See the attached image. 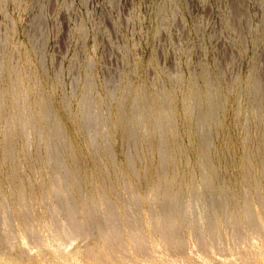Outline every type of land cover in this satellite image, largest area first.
<instances>
[{"label":"rangeland","instance_id":"obj_1","mask_svg":"<svg viewBox=\"0 0 264 264\" xmlns=\"http://www.w3.org/2000/svg\"><path fill=\"white\" fill-rule=\"evenodd\" d=\"M256 73L264 0H0V264H264Z\"/></svg>","mask_w":264,"mask_h":264},{"label":"bare ground","instance_id":"obj_2","mask_svg":"<svg viewBox=\"0 0 264 264\" xmlns=\"http://www.w3.org/2000/svg\"><path fill=\"white\" fill-rule=\"evenodd\" d=\"M232 10H233L234 23L235 22L236 23H241V20L244 18L245 13H242V8L240 7V5L239 4L233 5ZM235 26H236V24H235ZM221 71H222V69H221ZM207 82H208V84H207L208 85V89H207V91L205 90L204 94H202L200 96L201 100H198L199 104L195 103V97H194L193 94L192 95L190 94V96H191L190 97V99H191L190 103H191V107L194 108V110L198 109L199 112H200V114L198 116V119H197V128L199 129V131H203L204 137H203L202 141L204 142L206 147H209V146L212 145L211 144V142H212L211 141L212 140V138H211V130L213 129L214 126H218L219 121H220V114L223 113L224 109H225L226 100L224 98V95H226V94L223 92L222 86L218 84L219 82L218 83H216L215 81H212V82L207 81ZM247 92L249 94H251L250 97L252 98V101H251L252 105H253L252 108H253L255 114L261 116V113L264 110V73L261 74V75L256 73V74H253L251 76V85L246 90V93ZM125 121H126L125 118H121V120H118V124L121 127H125V125H126ZM246 151H247L248 154L246 153L247 164H246V167H245V171L248 174L249 172H251V169L253 171V169H254V167L256 165L255 162H253V158L254 157L257 158V160L261 157V159L263 160V158H264V142H263V148L259 147V149L257 151H254V152L251 151V148L249 150H246ZM251 157H252V162H251ZM212 159L213 158L211 156L207 155V154L202 156V161H203V164H204V171H205V173L207 175L213 173V171L215 170V167L213 165L215 163L214 162L215 160L213 161ZM236 196L237 195L234 194V196H232L233 199ZM149 229L153 233L155 231H158V229H159L158 232H160V231H161V233L164 232L160 228H158L156 226V224H153V223H151L149 225ZM164 234H162V235L164 236ZM254 246H253V251L256 250L255 248L258 245H256L255 248H254ZM259 246H258L259 248H261L263 246V249H264L263 243H262V245L260 244ZM259 248L256 250L257 252L255 251L256 254L260 253V251L258 252ZM253 251H251V252H253ZM263 251H261V252H263ZM251 255H252V253H251ZM257 255L259 257V254H257ZM263 255H262V257H264ZM253 256L254 255H252V257ZM154 258H156V257H154ZM158 259H160V258H158ZM253 259L255 260V258H253ZM253 259H252V261H253ZM261 259H263V258H261ZM152 260L155 261V259H152ZM223 260L225 262L227 259L225 260V258H223ZM212 261H214V260H212ZM257 261H256V263H257ZM156 262H159V261L156 259ZM218 262H220V261H218ZM224 262L222 261L223 264H225ZM229 262L230 261H228L226 264H228ZM185 263L183 262V264H185ZM258 263H260V262L258 261ZM122 264H124V263H122ZM216 264H219V263H216ZM251 264H252V262H251Z\"/></svg>","mask_w":264,"mask_h":264}]
</instances>
